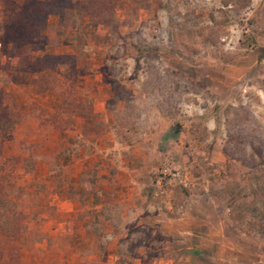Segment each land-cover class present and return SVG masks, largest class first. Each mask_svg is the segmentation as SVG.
<instances>
[{
	"label": "rangeland",
	"instance_id": "374dc122",
	"mask_svg": "<svg viewBox=\"0 0 264 264\" xmlns=\"http://www.w3.org/2000/svg\"><path fill=\"white\" fill-rule=\"evenodd\" d=\"M7 121L0 264H264V0H0Z\"/></svg>",
	"mask_w": 264,
	"mask_h": 264
},
{
	"label": "trees",
	"instance_id": "16d2710c",
	"mask_svg": "<svg viewBox=\"0 0 264 264\" xmlns=\"http://www.w3.org/2000/svg\"><path fill=\"white\" fill-rule=\"evenodd\" d=\"M69 3L74 1V0H67ZM78 2H80L81 0H76ZM14 121H7L3 124L0 125V136H4L13 126ZM9 181V180H8ZM5 191L2 190V195H0V214H1V207H3V209H6L7 212H10V208L12 206V202L10 201L9 198H7L6 193H4ZM0 193H1V189H0Z\"/></svg>",
	"mask_w": 264,
	"mask_h": 264
}]
</instances>
